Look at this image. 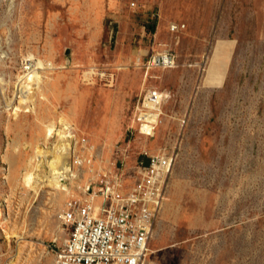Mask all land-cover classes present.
<instances>
[{
	"label": "rangeland",
	"instance_id": "1",
	"mask_svg": "<svg viewBox=\"0 0 264 264\" xmlns=\"http://www.w3.org/2000/svg\"><path fill=\"white\" fill-rule=\"evenodd\" d=\"M119 1L0 0V264H55L65 239L70 196L21 185L32 144L44 142L41 121L7 107L33 60L57 68L56 98L49 94L38 113L59 121L64 112L79 128L83 178L135 169L148 197L152 183L137 158L176 154L172 199L159 210L146 264H264V0ZM163 51L175 68L149 71ZM91 59L99 72L81 83ZM151 87L167 98L154 137L132 122ZM91 154H102V166Z\"/></svg>",
	"mask_w": 264,
	"mask_h": 264
},
{
	"label": "built area",
	"instance_id": "2",
	"mask_svg": "<svg viewBox=\"0 0 264 264\" xmlns=\"http://www.w3.org/2000/svg\"><path fill=\"white\" fill-rule=\"evenodd\" d=\"M148 64L149 68L167 70L175 68L176 60L168 53L153 54ZM146 90L133 110L134 127L142 134L154 137L162 123L167 98L159 88ZM144 154L145 157L137 158L136 165L148 183H152L148 197L145 186L136 182L141 174L122 172L111 176L102 172L99 179L78 188L87 195L96 190V194L103 197L98 209L86 196L69 199L64 211L67 240L53 250L57 255L56 264L144 263L153 227L166 196L167 179L176 160L175 153L162 157L150 155L145 150Z\"/></svg>",
	"mask_w": 264,
	"mask_h": 264
},
{
	"label": "bare ground",
	"instance_id": "3",
	"mask_svg": "<svg viewBox=\"0 0 264 264\" xmlns=\"http://www.w3.org/2000/svg\"><path fill=\"white\" fill-rule=\"evenodd\" d=\"M115 6H116L115 2L114 3L112 2L111 9H113ZM168 28L170 31L182 29L179 25L178 26L170 25V27ZM160 46H164V45H160ZM167 52L168 51H163L160 53V55H166ZM90 61H91V67L83 72L85 77L83 78V81H81V83H88L90 81H94L99 72L97 67L94 65L93 60L91 59ZM136 61H137V67L140 68L142 66L141 57H138ZM127 67L128 65L126 64L120 65L118 71L121 72L126 71ZM23 69L25 71L24 76L17 77V83L15 85L16 88L14 94L15 99L9 100V106L7 107L9 108L11 106H15L16 104H18L17 108L20 109L21 112L18 114L19 116H22L20 118L25 119L27 114L31 113L34 118L40 119L42 131L44 135L43 138L44 142L41 143L40 141H37L35 144H32L33 150H32V154L28 159V167L21 177L22 188L25 189V193H28L29 191H34L37 194L39 191H41L42 188H44L45 186H49L53 188V190H55V192L57 193L56 194L57 197L58 195H61V198L63 196H68V195L70 196V198L79 197L80 195L86 196L87 199H89V202L94 204L95 208L98 209L100 206V202L102 200L101 198L103 197L97 195L96 190L88 193L87 195L82 190L78 189L79 187H82L84 184H88L93 180V177L91 175L85 176L83 178L82 176L84 175H82L79 169L82 166L79 164L80 161L79 146L81 144V139H82V134L79 128L72 129L70 126H68L69 122L68 119L66 118L67 115L64 112H61L62 119L59 121H56L52 118L42 119V117H40L38 113L40 102L41 101L47 102L49 94H51L53 97L56 98L57 87L54 84V82L58 83V81L53 78V74L57 72V68L53 64H50L48 62H44L42 60H38V61L33 60L32 65L31 64L28 65V63H24ZM148 69L149 71H151V69H155V68H149L148 66ZM67 84L69 89L67 90V92L73 90V88L76 89L79 86L78 79L76 80L75 83L68 81ZM17 101H19V103H17ZM78 101H80L81 103L80 99ZM73 112H78L76 106L73 107ZM162 113L163 115H165L164 110ZM26 120H24V122ZM132 122H134L133 119ZM59 124L61 127H59ZM52 138H54L55 140L51 142L52 144L51 147L49 146L46 147V145L50 144L49 141H51ZM109 143H110V139L108 141V145ZM110 146L111 143L108 147L109 149ZM91 157L95 159V161H97V163L100 166H102V162H101V159L103 157L102 154H100L99 157L96 156L95 154H91ZM13 160L14 158L5 159V161L8 163V165H10V167ZM90 163H91V158H88V162H86V165L92 166L93 163L91 164ZM9 170L10 169L6 170L7 171L6 174L8 178H10V174H8ZM126 172H129L130 174H136L137 171L135 169H131V170H127ZM180 181L181 180L179 179H175L173 180L171 185H174L177 188L180 184ZM68 182L69 185H67ZM171 193L174 197V195L177 194V190L175 191L173 190ZM171 199L172 197L170 196L164 197L161 207L162 210L161 215H163L164 210L166 209L167 202L170 201ZM5 202L9 203L10 198ZM152 203H150V205L153 209H155V206ZM93 212L96 214L98 213V210H93ZM62 224L65 230V239L63 242L65 243V241L67 240V233L64 226V217ZM155 226H156V222L153 227L152 239L154 238V233L156 232ZM151 251L152 248L150 244L143 264L148 263L147 259H148V255L151 254ZM55 256L56 258H54V261L56 264L57 255L55 254Z\"/></svg>",
	"mask_w": 264,
	"mask_h": 264
},
{
	"label": "crops",
	"instance_id": "4",
	"mask_svg": "<svg viewBox=\"0 0 264 264\" xmlns=\"http://www.w3.org/2000/svg\"><path fill=\"white\" fill-rule=\"evenodd\" d=\"M101 1H102V2H104V1L107 2L108 0H101ZM119 2H120V5L123 4V2H122L121 0H120Z\"/></svg>",
	"mask_w": 264,
	"mask_h": 264
},
{
	"label": "trees",
	"instance_id": "5",
	"mask_svg": "<svg viewBox=\"0 0 264 264\" xmlns=\"http://www.w3.org/2000/svg\"><path fill=\"white\" fill-rule=\"evenodd\" d=\"M152 30H154V27H152Z\"/></svg>",
	"mask_w": 264,
	"mask_h": 264
}]
</instances>
